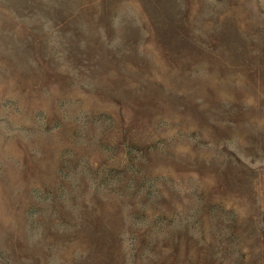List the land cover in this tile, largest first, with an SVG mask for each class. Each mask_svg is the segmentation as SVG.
Here are the masks:
<instances>
[{"label": "rangeland", "instance_id": "obj_1", "mask_svg": "<svg viewBox=\"0 0 264 264\" xmlns=\"http://www.w3.org/2000/svg\"><path fill=\"white\" fill-rule=\"evenodd\" d=\"M0 264H264V0H0Z\"/></svg>", "mask_w": 264, "mask_h": 264}]
</instances>
